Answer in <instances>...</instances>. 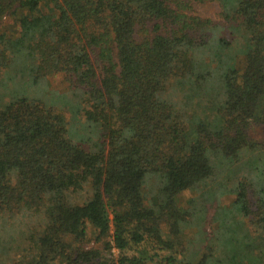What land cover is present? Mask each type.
I'll return each mask as SVG.
<instances>
[{"label":"trees","instance_id":"1","mask_svg":"<svg viewBox=\"0 0 264 264\" xmlns=\"http://www.w3.org/2000/svg\"><path fill=\"white\" fill-rule=\"evenodd\" d=\"M217 1L223 22L186 0H0V77L67 84L63 110L0 109V216L40 215L0 264H264V0ZM221 24L242 40L227 69Z\"/></svg>","mask_w":264,"mask_h":264},{"label":"rangeland","instance_id":"2","mask_svg":"<svg viewBox=\"0 0 264 264\" xmlns=\"http://www.w3.org/2000/svg\"><path fill=\"white\" fill-rule=\"evenodd\" d=\"M191 6L190 14L198 15L202 18L211 19L216 22H223L221 18L220 2L217 0L207 1L205 3L197 0H186ZM221 27L215 33V37L223 38L225 42H229L226 48L215 47L213 53L217 57V64L222 69L230 68L234 65V60L239 56L242 48V40L239 32L228 26L220 25ZM237 33H236V32ZM0 32L6 34L7 37L15 38L18 35V29L13 24L10 18L0 20ZM227 42V43H228ZM228 43V44H229ZM16 66L5 69L0 77V109L7 105L10 101L17 97H26L42 101L49 106L63 110L66 106V87L67 84L63 80H58L53 87L54 91L48 87L45 82H34L33 76L27 73L26 68L19 63ZM69 117V116H68ZM68 137L74 142H79L84 137L83 128L77 119H68ZM257 137L264 140V131L259 130ZM191 198V193L184 192L179 196V201L183 206H187V202ZM231 197H227L224 203H231ZM35 214V213H33ZM214 215V210H210L208 219L211 220ZM40 215H30L23 212L20 215L10 218L8 216H0V245H3V238L7 235L13 237L25 238L26 227L28 223H38ZM238 221V220H234ZM217 224L208 226L207 231H215ZM36 234V233H35ZM191 236V235H190ZM23 241V240H22ZM22 248H27L29 242L23 241L19 244ZM223 249L216 250L213 254V259L220 258ZM228 253V251L226 250ZM117 254V251L114 252ZM16 252L9 254V260L14 258ZM3 255L0 254V259Z\"/></svg>","mask_w":264,"mask_h":264}]
</instances>
